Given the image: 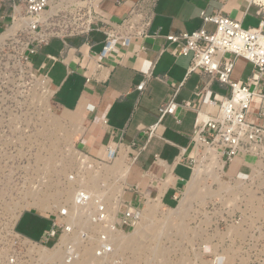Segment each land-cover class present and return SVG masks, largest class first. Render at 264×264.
Here are the masks:
<instances>
[{
    "label": "crops",
    "instance_id": "1",
    "mask_svg": "<svg viewBox=\"0 0 264 264\" xmlns=\"http://www.w3.org/2000/svg\"><path fill=\"white\" fill-rule=\"evenodd\" d=\"M138 1L99 0L94 10L104 23L99 29L86 35L50 38L31 56L30 64L46 75L51 106L72 125L78 150L106 160L108 149H113L112 163L127 165L120 200L137 208L146 202L171 208L192 176L197 117L214 114L216 107L209 101L229 90L199 70L189 71L191 55H174L165 36L202 27V11L211 14L220 10L244 27H255L259 15L254 6L247 10L246 0H156L149 8L144 32L133 35L129 46H117L105 58L91 56L103 45L100 28L119 26ZM10 21L11 7L0 2V31ZM214 27L213 23L204 24L208 31ZM241 58L251 65L246 79L253 67ZM141 84L144 86L139 89ZM169 98L175 104L174 112L160 116V108ZM152 126L154 132L149 134ZM228 166L233 176L246 172L239 157ZM52 217L25 210L14 228L22 237L40 242L51 228Z\"/></svg>",
    "mask_w": 264,
    "mask_h": 264
},
{
    "label": "rangeland",
    "instance_id": "2",
    "mask_svg": "<svg viewBox=\"0 0 264 264\" xmlns=\"http://www.w3.org/2000/svg\"><path fill=\"white\" fill-rule=\"evenodd\" d=\"M6 37L0 40V264H10V258H14L15 264H61L64 261L61 244L55 247L51 244L53 241L41 244L26 239L16 232L14 222L25 210L55 214L64 205L69 206L74 219L78 216L82 219L75 223L72 236L79 248L78 256L83 257L86 252L92 255L98 228L90 223L86 212L72 204L74 192L79 187L86 188L117 210L123 183L115 181L113 160L99 164L88 158L89 168L79 164L82 153L74 144L75 130L53 110L48 84L23 58L25 34L14 39L5 40ZM250 69L251 65L238 57L231 79L245 80ZM206 147L199 145L192 154L193 173L202 170L197 192L188 189L187 183L179 198L180 201L189 196L186 209L180 211L179 201L171 208L155 202L156 212L148 221L150 237L142 238L136 249L127 247L124 240L108 262L264 264L262 260L254 261L252 254L244 253L245 233L240 227L231 225L225 230L227 218L237 209L234 203L238 192L232 186L240 180L233 176L230 166L223 163L222 169L217 168L222 162L220 158L217 164L207 167L211 159L204 157ZM134 231L135 228L119 232L128 236ZM80 232H86L90 239H80ZM54 251L60 254L61 260L41 258L43 252Z\"/></svg>",
    "mask_w": 264,
    "mask_h": 264
},
{
    "label": "built area",
    "instance_id": "3",
    "mask_svg": "<svg viewBox=\"0 0 264 264\" xmlns=\"http://www.w3.org/2000/svg\"><path fill=\"white\" fill-rule=\"evenodd\" d=\"M155 1L139 0L131 14L119 26H102V48L91 56L96 54L99 58H105L117 46H129L133 35H141L144 32L143 28L149 22V8ZM246 1L247 10L254 6L259 15L255 27H244L242 23L221 13L220 10L211 14L202 11V27L189 33L168 34L165 39L172 45L171 52L174 55H191L189 71L199 70L210 79L228 87V94L209 101L211 106L216 107L214 114L200 113L197 117L191 149L194 151L197 141L201 145L212 146L220 153L224 165L231 164L238 157L242 159L246 172L244 177L236 175L240 181L232 186V189L238 192L234 203L237 209L236 213L227 218L225 230L228 231L231 225L240 227L245 233L242 241L244 253L248 256L252 254L254 261H264V0ZM0 2L11 7V21L7 26L16 23L21 26L5 40L25 34L23 58L27 62H30L31 56L50 38L86 35L94 29H99V24L103 23L94 12L98 8L99 0ZM206 23H213L214 30H206ZM238 57L248 60L253 68L245 80L233 81L230 75ZM41 76L47 83L46 75ZM143 86L141 84L138 88L142 89ZM174 108L175 104L172 98H169L161 106L160 116L173 113ZM154 127L148 129L149 134L154 132ZM114 155L115 151L108 149L106 160L85 156L103 164L102 162L112 161ZM191 161L194 164L193 157ZM248 192L253 195L251 202L247 200ZM72 204L86 212L90 223L98 228L94 254L99 258H104L112 251L110 233L133 229L141 218V208L133 207L130 202L119 199L111 221L108 207L102 197L90 194L83 187L75 190ZM72 218L69 206L60 207L53 214L50 230L40 241L41 244L53 241V246L61 244L64 251V261L61 264H67L79 255V248L72 238L75 234ZM63 234L67 236L66 240L60 241ZM79 238L84 241L90 239L86 232H80ZM9 263L15 264L16 261L10 258Z\"/></svg>",
    "mask_w": 264,
    "mask_h": 264
},
{
    "label": "bare ground",
    "instance_id": "4",
    "mask_svg": "<svg viewBox=\"0 0 264 264\" xmlns=\"http://www.w3.org/2000/svg\"><path fill=\"white\" fill-rule=\"evenodd\" d=\"M19 27H21V26H19V24H17V23L14 24V25H12V26H10V27H7L6 30H5V32L0 35V40H3L4 37H5V35L8 36L10 34H13L16 31V29H18ZM199 145H201V144L197 141V144L195 146L196 152H197V148H198ZM204 157H207V158L209 157V159H211L210 163H208L206 165L207 167H209V166H211V164L212 165L213 164L215 165V164L218 163L217 160H218V158H220V153L217 152V150L215 148L207 146L206 147V151L204 152ZM88 158L89 157H86L85 155L81 154V156L79 157V164L81 166L85 167V168H89ZM200 161H203V159L201 158ZM120 162L119 161H117V162L115 161L114 164H113V168L112 169H113V174L115 175V181L116 182L117 181H120L121 183H123L124 178H125V175H126L127 165L124 164V162H121V163ZM218 165H217V168L222 169L223 168V161L221 163H219ZM200 167H201V165H200ZM201 170L198 171V169H197V171L195 173L192 172L193 174H192V176H191V178H190V180L188 182V186H189L188 189H192L193 193H195L194 190H196V192H197V180H199V174L201 173ZM186 193H187V191H186ZM189 193H187V194H189ZM248 193H249V197L247 198V200H248V202H251L250 199L252 200L253 195H252V192H248ZM186 196L179 201V204H178L179 207L178 208H180V211H184V209H186L185 208V206H186V199L189 198V196L188 197H186ZM104 202L106 203V205L108 207V210H109V219L112 221L113 218H114V213L116 212V207L113 206V208H112V206L110 204H108L106 200H104ZM157 204L158 203H156V205ZM155 210H156L155 202H146L145 207L141 211V218H140V221H141L140 224H142V223H144V224H142V225L137 224L138 226L135 227V231L132 233V235H128V236L125 235V236H123V235L120 234L119 231H115L113 233H110L109 234V237H110V241L112 243V251H111L110 254H108L104 258H99V257H96L94 253H92V255H91L90 252H86L83 257H79L78 256L76 259L68 262L67 264H97V262H99V261H100V264H102V263L108 262V260H110L113 257L114 254H116V251H117L118 247L123 246V243H125L124 240H127V244H128L127 247H131L132 249L138 248L139 247L138 245H140V242H141L142 238H145V236L150 237V235H151V229L149 228L148 221L150 220L149 217L152 216L156 212ZM18 216L19 215L16 216L15 221L18 218ZM75 219L72 218V221H71V223H73L74 225H75L76 222L78 223L80 220H82L80 218V216L76 217ZM64 239H66V236L65 235H62L61 238H60V241H64ZM55 247H56V245H55ZM59 255L60 254L59 253L57 254L56 251H54L53 253L43 252L41 254V258L43 260H52V261L53 260H58V259L61 260V257Z\"/></svg>",
    "mask_w": 264,
    "mask_h": 264
}]
</instances>
